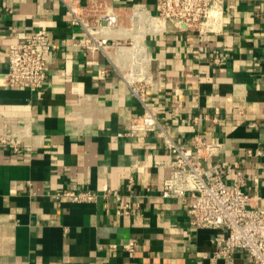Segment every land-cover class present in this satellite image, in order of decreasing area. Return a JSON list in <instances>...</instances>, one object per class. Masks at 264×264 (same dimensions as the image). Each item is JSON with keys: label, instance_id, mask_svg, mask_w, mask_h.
<instances>
[{"label": "crops", "instance_id": "obj_1", "mask_svg": "<svg viewBox=\"0 0 264 264\" xmlns=\"http://www.w3.org/2000/svg\"><path fill=\"white\" fill-rule=\"evenodd\" d=\"M93 24L114 11L123 27L89 67L60 1L0 0V74L9 45L46 29L57 47L42 88L8 87L0 78V131L22 141L20 151L0 142V264H248L236 249L232 263L215 258L212 242L223 229L197 228L191 200L163 197L170 153L163 132L128 135L144 106L123 74L129 43L144 42L159 90L149 104L183 145L204 135L222 143L208 164L227 167L228 186L244 171L246 193L264 209V0H226L216 30L198 32L172 23L161 33L132 25L136 6L156 0L74 1ZM132 25V27H131ZM106 70V74H102ZM64 189L90 190V201L58 198ZM134 240L133 255L124 244Z\"/></svg>", "mask_w": 264, "mask_h": 264}, {"label": "built area", "instance_id": "obj_2", "mask_svg": "<svg viewBox=\"0 0 264 264\" xmlns=\"http://www.w3.org/2000/svg\"><path fill=\"white\" fill-rule=\"evenodd\" d=\"M55 1V0H50ZM68 10L70 22L83 30L79 45L83 48L87 66H98L95 55L105 52L109 46L127 44L128 39L118 40L109 35L112 29L123 27L116 12L99 16L96 23L85 21L84 13L74 1L60 0ZM226 0H156L153 8L136 6L131 16L132 25L140 32L156 34L166 31L168 24L183 30L198 32L214 31L222 20ZM131 25V27H132ZM125 28V27H123ZM134 47L133 57L123 77L134 96L144 106V113L133 118L128 135L146 137L149 133L162 130L165 145L170 153L167 162L159 165L169 169V176L162 188L163 197H186L191 200L188 213L197 228L223 229L224 234H215L212 242L217 247L215 258L232 263L234 251L245 249L248 264H264V209L254 203L255 196L244 190L246 176L237 170L238 181L228 186L225 182L226 165L220 162L208 164V160L221 149L222 143L209 141L202 134H196L194 147L181 144L161 124L152 106L149 94L159 90V80L150 71L153 57L149 46L144 43H129ZM57 47L51 41L46 29H37L9 45V63L0 78L8 87L42 88L49 80L48 62ZM102 70V74H106ZM0 142L16 152L22 148V141L13 134L0 131ZM68 201L93 200L97 194L90 190L64 189L56 194ZM138 242L131 240L124 249L133 255Z\"/></svg>", "mask_w": 264, "mask_h": 264}]
</instances>
